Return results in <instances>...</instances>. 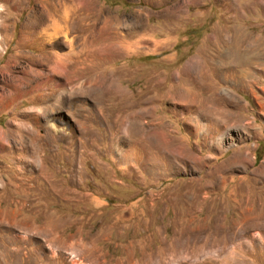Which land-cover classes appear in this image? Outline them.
Masks as SVG:
<instances>
[{
  "label": "rangeland",
  "instance_id": "374dc122",
  "mask_svg": "<svg viewBox=\"0 0 264 264\" xmlns=\"http://www.w3.org/2000/svg\"><path fill=\"white\" fill-rule=\"evenodd\" d=\"M228 27L264 0H0V264H264V44Z\"/></svg>",
  "mask_w": 264,
  "mask_h": 264
},
{
  "label": "bare ground",
  "instance_id": "6f19581e",
  "mask_svg": "<svg viewBox=\"0 0 264 264\" xmlns=\"http://www.w3.org/2000/svg\"><path fill=\"white\" fill-rule=\"evenodd\" d=\"M234 3V2H233ZM236 4V3H235ZM234 4V5H235ZM62 5V4H61ZM232 5V4H231ZM231 8L234 10L236 9V7H234L233 5L231 6ZM244 10H249V6L248 5H244L243 6ZM77 9V8H76ZM63 13L60 15V18L62 20V24L57 22L56 20H54V18H51V22H46L45 20L42 18L36 20V22L32 23V24H28V22H26L24 24V28L28 29L30 31V38H44L45 36H50L51 34H55V33H67L68 32V26L66 25V21L67 19V15L68 12L70 10V6L69 5H64L62 7ZM56 10L55 7L53 8V11H59ZM234 12V11H233ZM245 13V12H244ZM242 13V14H244ZM55 14V13H54ZM49 17H51V13L49 14ZM236 17V16H235ZM70 19V18H69ZM33 20V19H32ZM87 27V26H86ZM232 28V27H231ZM246 30V29H244ZM244 30H236V29H230L228 27V29L226 28L223 31H219L215 34V37L213 40H211V46L212 48H217V55H221L222 57H228L230 60V57H233L235 59V62H243V56L247 55L249 53V51L251 50V48H253L254 45L258 46V45H262L264 44V37L263 36H258L255 35L251 32H246ZM82 31H86L85 28H82ZM248 31V30H247ZM85 33V32H84ZM28 34V33H27ZM34 40V39H33ZM35 41V40H34ZM31 42V41H30ZM69 44H72V40H69ZM52 45L56 46V45H60V42L58 40H55V42L52 43ZM264 46V45H262ZM222 48H226L227 52H225L223 55L220 54V49ZM255 47V46H254ZM256 49V48H255ZM225 50V49H224ZM43 51V50H42ZM47 51L45 50L44 53H46ZM213 52V51H212ZM252 52V51H251ZM215 53V52H213ZM105 55V54H104ZM70 56V53L67 54L65 57H56L55 61H54V66H53V70L58 73H60L63 69H64V63L65 61L68 60ZM246 57V56H245ZM221 59V58H220ZM247 59V58H246ZM258 59V58H257ZM70 60V59H69ZM198 60V59H197ZM216 60V59H215ZM229 60H227L229 62ZM251 60V58H250ZM203 61V60H202ZM212 61V60H211ZM204 62V61H203ZM231 62V60H230ZM223 63V62H222ZM245 63V62H243ZM253 63V62H251ZM221 64V63H220ZM250 64V63H249ZM66 65V64H65ZM72 65V64H71ZM194 65V64H193ZM231 65V64H229ZM246 65V63H245ZM204 66V65H203ZM234 64L231 65V67L233 68ZM240 66V65H239ZM208 67V66H207ZM192 68V67H191ZM196 68V66H195ZM202 68V67H201ZM204 68V67H203ZM223 68V67H222ZM251 68V67H250ZM86 69V67L83 68V71ZM200 69V68H199ZM91 70H89L90 72ZM193 71V70H192ZM190 72V71H189ZM188 73V72H187ZM68 74V73H67ZM202 74V73H201ZM81 75L85 76V73H81ZM196 75V74H195ZM204 75V73H203ZM208 75V74H207ZM71 77V76H70ZM86 77V76H85ZM51 79V76H50ZM195 79V78H194ZM92 79H89L88 77H86L85 82L90 84V87L93 86V81L91 82ZM238 82V81H237ZM95 84V82H94ZM88 85V84H87ZM48 99V94H46V96H44V100L43 101H47ZM203 111V110H202ZM201 111V112H202ZM208 111V110H207Z\"/></svg>",
  "mask_w": 264,
  "mask_h": 264
},
{
  "label": "trees",
  "instance_id": "16d2710c",
  "mask_svg": "<svg viewBox=\"0 0 264 264\" xmlns=\"http://www.w3.org/2000/svg\"><path fill=\"white\" fill-rule=\"evenodd\" d=\"M259 158H260V156H259V155H257V160H259Z\"/></svg>",
  "mask_w": 264,
  "mask_h": 264
}]
</instances>
